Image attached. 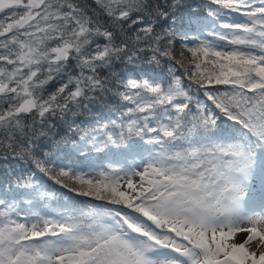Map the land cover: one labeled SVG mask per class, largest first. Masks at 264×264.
<instances>
[{"label": "snow or ice", "instance_id": "1", "mask_svg": "<svg viewBox=\"0 0 264 264\" xmlns=\"http://www.w3.org/2000/svg\"><path fill=\"white\" fill-rule=\"evenodd\" d=\"M178 6L0 0V264H264V0H211L176 51ZM143 53L167 77L114 73Z\"/></svg>", "mask_w": 264, "mask_h": 264}, {"label": "trees", "instance_id": "2", "mask_svg": "<svg viewBox=\"0 0 264 264\" xmlns=\"http://www.w3.org/2000/svg\"><path fill=\"white\" fill-rule=\"evenodd\" d=\"M90 3L91 0H88ZM154 2L163 3L164 0H154ZM172 0H168V3H171ZM211 3V0H181V6L176 7L175 9H171L169 11V17L167 21L163 22L162 26L166 28H171L176 31V42L175 49L179 51L182 49V44L180 42V33L187 32L190 39L194 40V37L200 35L198 31L193 30V28L188 27V18L189 16H193V19H200L207 22L210 18L206 16V11L208 5ZM195 14V15H193ZM159 30V29H158ZM203 38V36H201ZM167 42L161 45L163 48ZM151 53H143L141 54L133 64L129 65L127 63L121 62L118 63L114 68L115 74H134V73H148V74H156L163 77H167L169 62L165 58H161L160 63L153 64L150 62ZM57 85H53L52 87H56ZM223 90V88H221ZM203 99V97H200ZM107 102H101L98 105L94 106V111L96 114H107L109 110L115 111L118 101L108 96L106 98ZM31 119V118H29ZM73 120L75 123H73ZM52 123L55 127L49 130L50 139H46L43 141V150L49 152L50 154H57L61 158L64 157L65 151H67L74 141H78L79 132L70 131V128H75L79 125L81 128H85L89 126V115L88 113L78 112V114L73 117L72 113H68V119L66 121L62 120H53ZM46 130L47 126H46ZM63 149L64 151H60ZM55 159V156H53ZM92 161L96 164L104 163L106 161L103 160L102 156L94 155ZM8 164L17 165L16 170L19 171L21 167L26 168L30 171H36L34 167H30L29 165L21 164L19 161H14L9 159ZM5 170V162L0 160V179L4 176ZM38 177L41 180L46 181V177L43 174L37 173ZM58 187V186H57ZM64 191V190H61ZM76 199L88 202L89 198L85 197H77ZM92 203H99L97 201H91Z\"/></svg>", "mask_w": 264, "mask_h": 264}, {"label": "rangeland", "instance_id": "3", "mask_svg": "<svg viewBox=\"0 0 264 264\" xmlns=\"http://www.w3.org/2000/svg\"><path fill=\"white\" fill-rule=\"evenodd\" d=\"M244 239V236L243 235H238L237 238H236V241L237 243L241 242L242 240Z\"/></svg>", "mask_w": 264, "mask_h": 264}]
</instances>
